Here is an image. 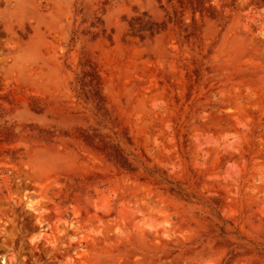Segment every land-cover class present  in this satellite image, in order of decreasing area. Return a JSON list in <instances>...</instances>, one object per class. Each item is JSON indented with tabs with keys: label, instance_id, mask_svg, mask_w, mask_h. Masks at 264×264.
I'll use <instances>...</instances> for the list:
<instances>
[{
	"label": "rangeland",
	"instance_id": "rangeland-1",
	"mask_svg": "<svg viewBox=\"0 0 264 264\" xmlns=\"http://www.w3.org/2000/svg\"><path fill=\"white\" fill-rule=\"evenodd\" d=\"M0 264H264V0H0Z\"/></svg>",
	"mask_w": 264,
	"mask_h": 264
}]
</instances>
